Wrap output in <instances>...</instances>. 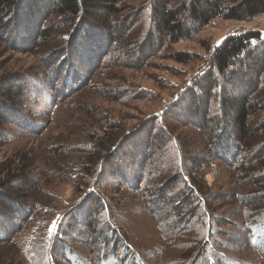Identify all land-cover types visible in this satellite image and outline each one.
I'll return each mask as SVG.
<instances>
[{
    "label": "trees",
    "instance_id": "1",
    "mask_svg": "<svg viewBox=\"0 0 264 264\" xmlns=\"http://www.w3.org/2000/svg\"><path fill=\"white\" fill-rule=\"evenodd\" d=\"M127 1L0 0V33L7 32L11 40H19L23 33L34 42L53 34L59 49L43 54V68H51L40 76L50 82L65 77L69 83L77 84L80 77L74 70L75 63L68 64L66 70L63 65L54 68L55 65L70 59L92 71L113 63L141 69L150 58L163 55L168 48L171 50V44L189 39L215 18L250 22L264 15V0H137L135 5L125 4ZM92 48L100 51L96 54ZM170 53L169 57L180 63L191 57L179 51ZM211 55L212 64L187 85L182 96L165 111V117L194 124L205 133L208 149L199 157V165L203 157L218 159L237 169L238 186L255 187L238 199L243 208L249 209L243 214L249 222L248 230L254 232L256 227L264 228V116H260L264 113V35L256 30L230 33ZM26 74H8L0 79V146L6 142L7 126L29 129L28 123H33L37 115L22 109L20 97L24 92H38L37 86L28 85L34 75ZM88 80L87 77L83 84ZM75 84L72 89L77 91ZM72 93L71 90L66 96ZM161 119L147 125L152 127L141 136H137L141 128L133 134H120L117 139L121 146L116 144L111 151L120 153L119 158L116 154L113 158L116 168L102 173L98 166L95 176L100 177L99 182L112 178L120 187L140 193L167 236L185 229L192 231L195 235L190 243L196 248L194 257L199 259L207 246L209 211L213 208L202 196V189L194 185L191 152L182 151L174 136L158 122ZM34 127L44 128L36 124ZM153 131H158L159 136L154 142ZM108 141L100 143L96 150L92 147L93 155L87 158L90 162L83 166L89 176L93 159L103 156ZM151 154L155 161L159 157L156 162ZM12 163L15 166L8 168L0 164V244L13 242L17 233L32 222L37 208L39 184L32 159L21 153ZM156 170L159 174L154 173ZM150 177L154 179L150 181ZM85 193L77 214L84 229H89L97 258H123L124 253L119 256V251L128 243L112 223L107 201L93 184ZM57 233L52 231V237L47 239L49 246ZM190 264L195 263L192 260Z\"/></svg>",
    "mask_w": 264,
    "mask_h": 264
},
{
    "label": "rangeland",
    "instance_id": "2",
    "mask_svg": "<svg viewBox=\"0 0 264 264\" xmlns=\"http://www.w3.org/2000/svg\"><path fill=\"white\" fill-rule=\"evenodd\" d=\"M136 2L129 0L125 4ZM243 30H256L264 35V15L250 22L215 18L189 39L177 41L169 46L171 50L150 58L141 69L113 63L92 71L70 59L55 65L54 68L63 65L66 70L68 64L75 63L74 70L80 77L74 83L79 87L77 91L65 77L50 82L40 76L43 70L51 68H43V54L59 49L53 34L34 42L23 33L19 40H11L7 32H1L0 79L8 74L34 75L28 85L37 86L38 92L27 91L20 97L24 112L35 111L37 115L33 123L27 124L29 129L7 126L6 142L0 146V164L3 168L14 167L12 161L17 155L28 154L39 186L32 222L17 233L13 242L0 244V264H190L192 260L195 264H264V228L248 230L249 222L243 212L249 209L243 208L238 200L255 187L238 186L237 169L218 159L203 157L199 165V157L208 149L205 133L194 124L165 117V111L182 96L187 85L212 64L214 47L228 34ZM172 50L191 57L185 63L177 62L169 57ZM93 51L97 54L100 49ZM87 77L88 82L83 84ZM71 90L73 93L66 96ZM18 118L23 121V117ZM156 118H162L158 122L174 136L183 152H191L194 185L202 189V196L213 208L209 211L207 246L199 259L194 257L196 248L190 243L195 235L192 231L185 229L167 236L140 193L120 187L112 178L99 182L100 177L95 176L98 166L102 173L107 168H116L113 160L116 153L111 151L114 145L121 146L117 139L120 134H133L141 128L137 135L141 136ZM35 124L44 128L37 129ZM111 137L114 139L110 143ZM157 137L158 131H153L151 141ZM107 141L110 144L103 156L93 159L89 176V171L83 168L90 162L87 158L100 143ZM150 157L155 158L153 154ZM154 173L159 174L158 170ZM92 184L107 201L119 236L128 243L125 249L119 248V256L124 254L118 260L97 258L89 229H84L77 214ZM52 231L58 233L49 246L47 239L52 237Z\"/></svg>",
    "mask_w": 264,
    "mask_h": 264
},
{
    "label": "snow or ice",
    "instance_id": "3",
    "mask_svg": "<svg viewBox=\"0 0 264 264\" xmlns=\"http://www.w3.org/2000/svg\"><path fill=\"white\" fill-rule=\"evenodd\" d=\"M54 227H55V225H54Z\"/></svg>",
    "mask_w": 264,
    "mask_h": 264
}]
</instances>
